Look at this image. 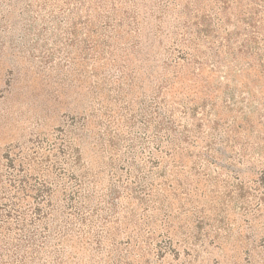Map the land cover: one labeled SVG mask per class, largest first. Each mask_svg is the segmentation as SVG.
<instances>
[{"label": "rangeland", "instance_id": "374dc122", "mask_svg": "<svg viewBox=\"0 0 264 264\" xmlns=\"http://www.w3.org/2000/svg\"><path fill=\"white\" fill-rule=\"evenodd\" d=\"M0 264H264V0H0Z\"/></svg>", "mask_w": 264, "mask_h": 264}]
</instances>
